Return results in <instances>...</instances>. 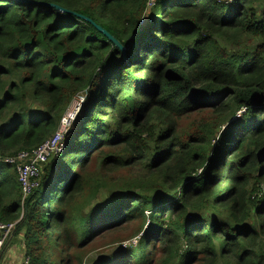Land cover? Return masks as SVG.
<instances>
[{
  "label": "trees",
  "instance_id": "16d2710c",
  "mask_svg": "<svg viewBox=\"0 0 264 264\" xmlns=\"http://www.w3.org/2000/svg\"><path fill=\"white\" fill-rule=\"evenodd\" d=\"M79 96L23 191L4 159L49 144ZM192 112L205 116L177 130ZM263 153L264 0H0V223L17 222L22 262L67 264L75 249L82 264L93 217L62 201L98 159L96 182L128 188L98 206V226L137 221L141 244L107 264H264Z\"/></svg>",
  "mask_w": 264,
  "mask_h": 264
},
{
  "label": "rangeland",
  "instance_id": "374dc122",
  "mask_svg": "<svg viewBox=\"0 0 264 264\" xmlns=\"http://www.w3.org/2000/svg\"><path fill=\"white\" fill-rule=\"evenodd\" d=\"M151 5V3H150ZM220 44H224L220 42ZM84 99V98H83ZM80 96L76 104L72 103L70 107V111L73 109L75 114L67 116L66 119L62 120V126L56 132V134L52 137L49 144H45L44 148L37 153L34 154L33 157L28 155H18L14 158H11L15 161L18 167V174L24 176L27 173L34 172L33 168L34 164L37 161L44 162L48 154L52 151L58 153V149L62 144V135L66 132L67 128L70 125L75 123L79 112L82 109L84 104L83 100ZM135 101L138 102V97H135ZM242 112V111H241ZM241 112H238L233 120L237 119L241 116ZM205 116L204 112L190 113L187 116L181 117L180 119H176L177 130L184 131L187 130L190 124L197 122L200 117ZM263 116V115H261ZM56 150V151H55ZM260 156L259 153H257ZM264 156V153L263 155ZM10 158H5L4 160H9ZM30 161V162H29ZM14 163V164H15ZM30 163V165H28ZM85 172L88 175H98L97 179L104 176L99 169L98 159H94L89 167H85ZM134 172H137V168L131 169L128 172H122L121 176L132 177L134 175H130ZM199 174V173H198ZM116 177V176H114ZM87 181L83 185V191L79 194H71V189L65 193L62 204L66 210L73 209L74 217L79 215L81 217H88L89 219L93 217L92 226L93 229L90 239L88 240L85 246L79 247V252L82 255V264H107L112 258L122 257L126 251H130L131 256L135 257L137 253L136 250L139 245L140 235L135 236L138 223L137 221H131L129 223H124L120 226H116L113 228H108L107 226L101 227L98 226V222L101 221L102 217L99 216V210L101 207H98L102 202L108 198L111 194L112 190L120 191L122 189L128 190V188L121 183V186L118 188L110 187L111 184L106 183L105 181ZM96 182V183H95ZM264 189V187H263ZM137 194L140 192L135 190ZM233 195V194H232ZM231 195V196H232ZM227 197L224 200H220L218 204H228L226 201L231 197ZM259 197V195H258ZM226 202V203H225ZM204 211L203 216L218 218V216L225 221V216L220 214H214L213 212ZM250 210L249 212H251ZM149 213L145 212L144 215L147 216ZM22 216V214H21ZM199 217V216H198ZM201 217V216H200ZM205 221V220H204ZM17 224V222H16ZM61 227V226H60ZM148 224L144 226L143 231L147 230ZM72 244L69 243V247ZM5 246V247H4ZM1 253H0V264H23L22 259L24 255V245L22 243V234L15 233V228L10 236V238L4 244ZM159 245H155V254L153 263H155L156 259L159 258ZM75 249H67L66 257L67 264H73V255ZM120 255V256H118ZM174 264H177V260H174Z\"/></svg>",
  "mask_w": 264,
  "mask_h": 264
},
{
  "label": "built area",
  "instance_id": "2783aa9c",
  "mask_svg": "<svg viewBox=\"0 0 264 264\" xmlns=\"http://www.w3.org/2000/svg\"><path fill=\"white\" fill-rule=\"evenodd\" d=\"M43 148L39 149L38 151L42 150ZM37 152H35V153H37ZM35 153H33V156ZM22 155H26V154H22ZM33 156H30V157H33ZM4 162L9 163V164L15 163V161L13 159L4 160ZM17 172H18V167H17ZM30 174H31V172L25 174L24 176L18 174L20 186H21L23 191H25V189H27V187H28V180L27 179H28V176ZM15 226H16V223H11V224L0 223V253H1V250L4 246V244L6 243V241L10 238ZM23 264H29L28 259L23 260Z\"/></svg>",
  "mask_w": 264,
  "mask_h": 264
},
{
  "label": "water",
  "instance_id": "95a60500",
  "mask_svg": "<svg viewBox=\"0 0 264 264\" xmlns=\"http://www.w3.org/2000/svg\"><path fill=\"white\" fill-rule=\"evenodd\" d=\"M41 6H44V7H49V8H54L56 10H61L60 8H58L57 6L55 5H52V4H46V3H40ZM62 12H65L64 10H61ZM70 14V13H68ZM78 18L82 19V20H85L87 21L88 23L92 24L101 34H103L109 41L110 43L113 44V46H115L118 50H120L122 53L124 52V47L115 39L113 38L112 36H110L106 31H104L102 28L94 25L89 19H86L82 16H77ZM139 33V32H138ZM138 34H136L132 40L137 36ZM73 113V110L69 113L72 114Z\"/></svg>",
  "mask_w": 264,
  "mask_h": 264
},
{
  "label": "bare ground",
  "instance_id": "6f19581e",
  "mask_svg": "<svg viewBox=\"0 0 264 264\" xmlns=\"http://www.w3.org/2000/svg\"><path fill=\"white\" fill-rule=\"evenodd\" d=\"M75 110V109H74ZM74 110H73V112H74Z\"/></svg>",
  "mask_w": 264,
  "mask_h": 264
}]
</instances>
